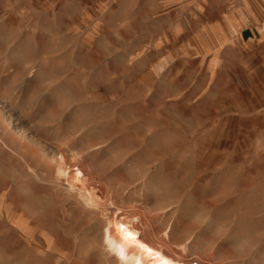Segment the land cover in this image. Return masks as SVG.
Returning a JSON list of instances; mask_svg holds the SVG:
<instances>
[{
    "label": "rangeland",
    "instance_id": "rangeland-1",
    "mask_svg": "<svg viewBox=\"0 0 264 264\" xmlns=\"http://www.w3.org/2000/svg\"><path fill=\"white\" fill-rule=\"evenodd\" d=\"M158 6L0 0V264H122L118 211L187 264H264V63L242 35L191 50L197 21ZM50 161L112 206L86 210Z\"/></svg>",
    "mask_w": 264,
    "mask_h": 264
},
{
    "label": "bare ground",
    "instance_id": "bare-ground-1",
    "mask_svg": "<svg viewBox=\"0 0 264 264\" xmlns=\"http://www.w3.org/2000/svg\"><path fill=\"white\" fill-rule=\"evenodd\" d=\"M80 156L79 153L73 154L70 162L78 164ZM47 165L54 174H65L63 183L80 196L86 210L98 213L106 211L107 204L112 206L110 187H103L102 190L94 184L90 185L93 179L91 180L83 167L75 165L71 170L65 169L55 161H50ZM89 170L92 171L90 166ZM118 213L119 215L108 219L105 241L109 252L116 254L122 264H187V261L195 257L186 254L185 246H178L180 251H177L169 243L152 242L146 236L147 225L141 223L137 217H128L120 214V211ZM164 236L168 237L167 233Z\"/></svg>",
    "mask_w": 264,
    "mask_h": 264
},
{
    "label": "crops",
    "instance_id": "crops-1",
    "mask_svg": "<svg viewBox=\"0 0 264 264\" xmlns=\"http://www.w3.org/2000/svg\"><path fill=\"white\" fill-rule=\"evenodd\" d=\"M175 18L195 19L190 35L191 50L203 52L202 35H242L264 63V0H153ZM176 31V29H175ZM247 39H246V38Z\"/></svg>",
    "mask_w": 264,
    "mask_h": 264
}]
</instances>
